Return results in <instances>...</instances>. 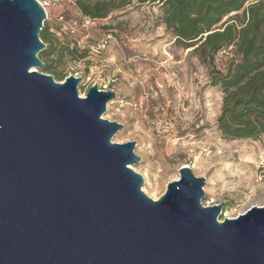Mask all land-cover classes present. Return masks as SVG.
Listing matches in <instances>:
<instances>
[{"label":"water","instance_id":"95a60500","mask_svg":"<svg viewBox=\"0 0 264 264\" xmlns=\"http://www.w3.org/2000/svg\"><path fill=\"white\" fill-rule=\"evenodd\" d=\"M46 19L0 0V264H264V205L220 221L186 165L159 199L143 191L137 140L103 118L116 92L38 70Z\"/></svg>","mask_w":264,"mask_h":264},{"label":"rangeland","instance_id":"374dc122","mask_svg":"<svg viewBox=\"0 0 264 264\" xmlns=\"http://www.w3.org/2000/svg\"><path fill=\"white\" fill-rule=\"evenodd\" d=\"M39 2L54 41L43 40L39 57L50 69L38 70L58 82L78 73L82 97L94 84L116 92L103 118L124 123L113 142L137 140L141 161L132 168L144 175L147 195L159 199L188 165L206 178L203 205L225 201L220 221L264 205V134L234 138L218 126L224 92L212 85L211 71L225 72L239 58L235 47L217 53L212 64L203 62L195 47L176 41L160 5L132 0L93 18L74 0Z\"/></svg>","mask_w":264,"mask_h":264},{"label":"trees","instance_id":"16d2710c","mask_svg":"<svg viewBox=\"0 0 264 264\" xmlns=\"http://www.w3.org/2000/svg\"><path fill=\"white\" fill-rule=\"evenodd\" d=\"M80 11L93 18H105L132 0H74ZM160 5L163 23L185 48L203 62L231 46L239 58L223 72L211 71L212 85L223 92L219 129L234 138H258L264 134V0H137ZM41 39L52 42L49 26ZM48 71V65H44Z\"/></svg>","mask_w":264,"mask_h":264},{"label":"built area","instance_id":"2783aa9c","mask_svg":"<svg viewBox=\"0 0 264 264\" xmlns=\"http://www.w3.org/2000/svg\"><path fill=\"white\" fill-rule=\"evenodd\" d=\"M43 6L45 7V4H43ZM74 76L79 77V74L75 73ZM100 90H110V89H108L107 85H104L102 88H100ZM215 204H217V203H215ZM211 205H214V204H211Z\"/></svg>","mask_w":264,"mask_h":264},{"label":"bare ground","instance_id":"6f19581e","mask_svg":"<svg viewBox=\"0 0 264 264\" xmlns=\"http://www.w3.org/2000/svg\"><path fill=\"white\" fill-rule=\"evenodd\" d=\"M82 96H83V95H82ZM82 96H81V97H82ZM85 97H86V96H84V98H85ZM186 166H188V165H186Z\"/></svg>","mask_w":264,"mask_h":264}]
</instances>
